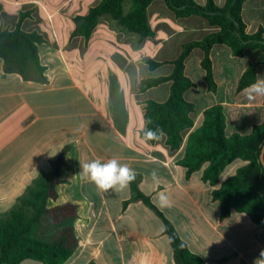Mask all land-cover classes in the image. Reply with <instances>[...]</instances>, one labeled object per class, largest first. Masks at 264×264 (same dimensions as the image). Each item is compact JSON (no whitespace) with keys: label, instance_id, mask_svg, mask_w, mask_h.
I'll use <instances>...</instances> for the list:
<instances>
[{"label":"crops","instance_id":"crops-1","mask_svg":"<svg viewBox=\"0 0 264 264\" xmlns=\"http://www.w3.org/2000/svg\"><path fill=\"white\" fill-rule=\"evenodd\" d=\"M101 1L0 0V31L20 25L39 34L44 67L42 79H26L6 72L0 58V214L17 208L39 173L49 171L67 150L58 199L52 202L77 207L73 225L78 246L64 264H176L163 220L134 200L132 182L123 190L104 192L83 177L84 163L115 158L135 171L133 182L141 193L206 264H264V225L236 210L222 217L221 203L213 198L214 190L248 162L228 164L216 185L204 179L208 163L191 175L181 164L189 135L211 107L222 106L227 137L248 135L264 123V96L250 98L245 89L238 90L244 72L260 61L262 52L248 50L235 57L226 45H214L210 58L217 89L211 91L201 65L205 54L194 49L185 64L186 76L196 84L185 93L194 105L193 126L183 131L177 149L166 135L144 141L147 104L167 101L171 83L142 91V81L169 76L173 66L167 62L179 57L183 45L218 29L200 16L178 19L163 0H156L147 11L152 37L130 34L108 16L99 19L89 39L74 36L75 19ZM213 1L218 7L227 2ZM195 2L204 6L208 0ZM126 6L127 13L130 4ZM242 17L247 33L264 30V0H247ZM150 60L164 65L151 70ZM257 77L264 78L262 63ZM161 194L167 203H161ZM22 264L43 263L27 259Z\"/></svg>","mask_w":264,"mask_h":264},{"label":"trees","instance_id":"trees-1","mask_svg":"<svg viewBox=\"0 0 264 264\" xmlns=\"http://www.w3.org/2000/svg\"><path fill=\"white\" fill-rule=\"evenodd\" d=\"M156 0H102L85 16L75 19L73 35L89 39L103 16L118 22L121 28L143 38L152 37L147 11ZM178 19L191 16L204 18L210 26L217 28L202 40L187 43L176 60L167 62L173 66L169 76L147 78L142 81L141 90L171 83L170 97L165 102L149 101L146 108L147 127L163 129L167 143L172 149L180 147L182 133L193 126L194 105L185 99V93L196 87L185 74V64L194 49H201V62L206 72V82L211 91H216L213 63L210 52L214 45L229 47L235 57H243L248 50H259L262 57L253 62L244 72L238 90L246 89L257 79V67L264 64V30L249 34L242 17L243 5L247 0H227L218 7L213 0L200 5L195 0H163ZM130 4L129 11L125 7ZM42 37L27 33L19 25L13 31H0V58L5 62L8 73H18L26 79H42L44 67L38 54ZM151 70L164 63L150 60ZM226 119L222 106L206 110L204 121L188 138L186 154L181 164L187 174L199 170L205 163L208 167L204 179L216 185L221 172L236 159L247 161L237 175L226 180L220 189L213 192V198L222 206V217L232 210L246 213L256 224L264 225V167L260 156L264 146V123L253 126L248 135H225ZM143 134V132H142ZM64 150L57 160L51 162L49 171H41L26 193L19 198L17 208L6 216L0 214V264H22L32 259L43 264H64L75 253L78 241L74 233L77 207L71 203L52 205L58 199V186L62 183V172L67 166ZM134 200H141L163 220L176 264H206L192 253L181 240L175 228L165 215L132 182Z\"/></svg>","mask_w":264,"mask_h":264},{"label":"clouds","instance_id":"clouds-1","mask_svg":"<svg viewBox=\"0 0 264 264\" xmlns=\"http://www.w3.org/2000/svg\"><path fill=\"white\" fill-rule=\"evenodd\" d=\"M245 91L250 98L255 96H264V78L257 77L256 81L250 84ZM143 140H160L164 135L163 129H142ZM82 175L96 185V187L104 192L110 189L123 190L127 188L131 182L136 179L135 171L127 164H121L115 158L107 162H101L95 159L89 163H84L81 166ZM161 203H167V197L163 194L159 197ZM264 255V253H262Z\"/></svg>","mask_w":264,"mask_h":264},{"label":"water","instance_id":"water-1","mask_svg":"<svg viewBox=\"0 0 264 264\" xmlns=\"http://www.w3.org/2000/svg\"><path fill=\"white\" fill-rule=\"evenodd\" d=\"M261 163L264 167V146L262 147L261 156H260Z\"/></svg>","mask_w":264,"mask_h":264},{"label":"rangeland","instance_id":"rangeland-1","mask_svg":"<svg viewBox=\"0 0 264 264\" xmlns=\"http://www.w3.org/2000/svg\"><path fill=\"white\" fill-rule=\"evenodd\" d=\"M127 7H128V6H126V8H127ZM55 22L58 23L57 20H55ZM144 73H146V72L144 71ZM147 75H148V74H147Z\"/></svg>","mask_w":264,"mask_h":264}]
</instances>
